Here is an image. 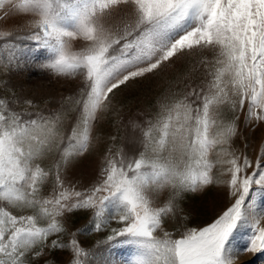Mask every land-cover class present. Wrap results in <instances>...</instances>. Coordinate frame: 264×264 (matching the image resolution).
Instances as JSON below:
<instances>
[{
    "label": "snow or ice",
    "instance_id": "snow-or-ice-1",
    "mask_svg": "<svg viewBox=\"0 0 264 264\" xmlns=\"http://www.w3.org/2000/svg\"><path fill=\"white\" fill-rule=\"evenodd\" d=\"M0 42V264H116L107 253L127 247L126 264H264V143L250 157L243 135L264 141V0H0ZM33 70L74 86L18 94L42 89L22 79ZM153 79L167 87L129 121L130 154L103 127L118 97ZM37 98L46 115L25 107ZM89 161L91 176L70 175ZM212 192L224 207L187 227L186 194ZM80 210L92 216L71 232ZM101 231L104 252L77 239Z\"/></svg>",
    "mask_w": 264,
    "mask_h": 264
},
{
    "label": "rangeland",
    "instance_id": "rangeland-1",
    "mask_svg": "<svg viewBox=\"0 0 264 264\" xmlns=\"http://www.w3.org/2000/svg\"><path fill=\"white\" fill-rule=\"evenodd\" d=\"M12 23V21H9L8 25L6 26L10 27ZM182 70L183 69L181 67L180 71ZM22 79L24 81H40L42 85L41 90L34 89L31 84H25L23 90L17 88L18 94L25 97L45 96L47 98L50 95H54L59 98L61 94H68V88L74 86L71 80H69L67 84H65L63 80H61L60 83H57L56 78L51 76L49 73L36 70L28 72L22 77ZM166 87L167 83L164 79L140 81L135 87L129 89L126 93L118 97V115L114 113L107 117V121L103 127L104 135H116V147H123L126 151H129L130 154L132 149H139L140 146L137 145L135 138L140 135V132L138 129H134L129 121L135 120L138 123H143L145 119L149 118L151 115V112L149 111L150 106L155 104L157 97L162 94ZM3 95H6V93L0 91V96ZM34 104L35 106L25 105V107L34 113L43 112L45 115L50 111V108L46 106L44 99L37 98L34 101ZM243 135L248 137L247 143L249 147L246 150L247 153L250 157H255V155L259 152L261 143H264V141H261L260 132L257 131L252 136H248L247 132H243ZM127 142H129V144ZM244 144L245 140L238 138L234 146L239 149H243ZM98 147L100 150H104L105 145L101 143ZM93 168L94 162L92 161L84 162L82 164L77 163L73 165L72 169L70 170V175L74 177L91 176L93 174ZM224 205L225 201L222 192H212L207 196L198 193L186 194L182 203V207L190 209L191 212L187 221V227H197L198 225L203 226L204 222L213 217L219 209L224 207ZM91 216V211H77L71 214L66 227L71 232H77L79 229L85 227L88 224ZM112 226H115V221H113ZM167 230L174 231V228L168 226ZM106 235V231L92 232L90 234L78 233L77 239L90 253L104 252L107 247L106 245H100L95 248L94 245H97V242L103 240ZM52 239H59L61 241L67 242L68 237L66 234H60L59 236L53 235L49 237L48 242L50 243ZM134 254L135 249L127 247L115 249L110 253H107L106 258L114 260L116 264H126V262L134 256ZM69 255V251L66 250H57L54 253V256L58 262L65 261ZM103 258L105 257H101V259ZM82 259H85L87 264H96V261L93 260L91 256ZM237 264H262V262L252 254H248L241 257Z\"/></svg>",
    "mask_w": 264,
    "mask_h": 264
},
{
    "label": "bare ground",
    "instance_id": "bare-ground-1",
    "mask_svg": "<svg viewBox=\"0 0 264 264\" xmlns=\"http://www.w3.org/2000/svg\"><path fill=\"white\" fill-rule=\"evenodd\" d=\"M130 131V130H129ZM132 134V133H131ZM135 136H137V135H135ZM133 137V136H132ZM128 141V140H127ZM128 144H129V142H127ZM134 144H136V143H134ZM133 145V144H132ZM138 145V144H137ZM134 148V147H133ZM137 148V147H136ZM132 149V148H131Z\"/></svg>",
    "mask_w": 264,
    "mask_h": 264
}]
</instances>
